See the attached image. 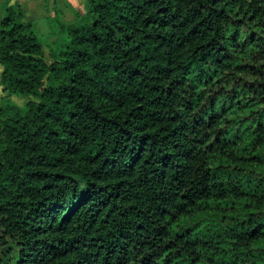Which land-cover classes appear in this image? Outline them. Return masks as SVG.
Wrapping results in <instances>:
<instances>
[{"label": "trees", "instance_id": "obj_1", "mask_svg": "<svg viewBox=\"0 0 264 264\" xmlns=\"http://www.w3.org/2000/svg\"><path fill=\"white\" fill-rule=\"evenodd\" d=\"M76 16L4 5L0 264H264V0Z\"/></svg>", "mask_w": 264, "mask_h": 264}, {"label": "crops", "instance_id": "obj_2", "mask_svg": "<svg viewBox=\"0 0 264 264\" xmlns=\"http://www.w3.org/2000/svg\"><path fill=\"white\" fill-rule=\"evenodd\" d=\"M14 1L21 5L25 19L32 21L41 31L45 30L46 19L53 16L56 11L60 13L62 21H75L76 12L82 10L85 2V0H11ZM5 2L6 0H0V20L4 15Z\"/></svg>", "mask_w": 264, "mask_h": 264}, {"label": "rangeland", "instance_id": "obj_3", "mask_svg": "<svg viewBox=\"0 0 264 264\" xmlns=\"http://www.w3.org/2000/svg\"><path fill=\"white\" fill-rule=\"evenodd\" d=\"M44 24H45V30L43 31H41L37 25H34V26L39 33L40 39L46 45L47 43H50L49 40L51 37L57 36L59 33L56 32L58 30L56 23L49 20V18L46 19ZM4 95H5V92H3L2 87H0V104H2L5 99H7L10 102H13L17 105H22L24 104L26 100V97L24 96L22 97V96H17V95H11L6 98Z\"/></svg>", "mask_w": 264, "mask_h": 264}]
</instances>
